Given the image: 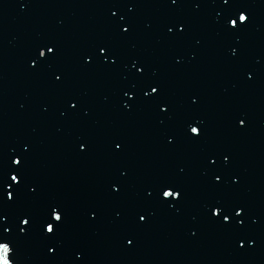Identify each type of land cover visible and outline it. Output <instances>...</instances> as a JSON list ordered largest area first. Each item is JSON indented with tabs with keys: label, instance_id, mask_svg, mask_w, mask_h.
Returning a JSON list of instances; mask_svg holds the SVG:
<instances>
[{
	"label": "water",
	"instance_id": "water-1",
	"mask_svg": "<svg viewBox=\"0 0 264 264\" xmlns=\"http://www.w3.org/2000/svg\"><path fill=\"white\" fill-rule=\"evenodd\" d=\"M240 2L250 5L253 16L235 60L229 46H237L236 38L216 23L224 13L221 4L206 0L196 12L193 6L146 0L132 12L118 11V16L134 18L128 38L114 32L108 9L55 41L60 52L51 69L30 71L28 61L35 50L0 64V148L10 154L21 151L25 141L31 143L28 174L40 186L38 198L26 197L21 207L39 218L48 202L59 200L68 211L56 255L46 251L52 242L37 225L20 249L18 264H74L77 250L84 256L78 264H264V0ZM175 19L190 26L180 42L165 36V25ZM101 41L115 43L125 62L131 57L148 61L147 77L161 81L173 102V121L162 128L151 108L132 113L122 109L118 90L127 68L113 73L82 66V53ZM177 53L183 57L180 65L173 62ZM57 68L65 73L60 88L51 83ZM247 68L257 71L255 81H245ZM68 95L83 97L91 117H60ZM193 95L200 102L189 111ZM240 112L248 115L246 128L237 127L235 115ZM192 117L205 121L207 131L200 141L186 134L184 121ZM168 133L176 137L174 145H166ZM115 136L127 145L121 156L111 151ZM80 137L90 141L86 153L77 151ZM222 151L232 161L225 186L216 190L206 177L204 157ZM182 167L187 196L181 208L169 211L153 204L150 222L137 225L134 211L144 203L145 189L160 179L176 178ZM119 169L128 171V181L126 191L116 197L109 184ZM233 174L239 184H232ZM220 198L246 202L260 218L250 233L254 247L238 249L235 233L206 220L203 205ZM90 207L100 209L94 222ZM117 209L125 212L119 221L114 219ZM130 234L136 235L134 246L124 240Z\"/></svg>",
	"mask_w": 264,
	"mask_h": 264
},
{
	"label": "snow or ice",
	"instance_id": "snow-or-ice-1",
	"mask_svg": "<svg viewBox=\"0 0 264 264\" xmlns=\"http://www.w3.org/2000/svg\"><path fill=\"white\" fill-rule=\"evenodd\" d=\"M146 0H107L109 7V21L114 32L122 38H128L134 30V18L127 15H119L121 8H126L128 12L134 11L142 6ZM159 2L170 7L193 6L198 12L205 6L206 0H159ZM219 3L224 9L223 16L216 21L219 29L227 36H234L237 46H229V52L233 60L240 55L238 47L240 38L252 23V12L250 5L240 2V0H212ZM21 7H27L23 3ZM116 9V11H112ZM219 15V14H218ZM127 25V26H125ZM190 31L189 22L184 19H175L165 25V36L177 42L187 38ZM199 44L200 41L198 40ZM60 52L55 41H47L38 44L34 55L29 57V69L34 73H42L51 69ZM195 59V55H193ZM82 66L87 69L102 68L113 73L118 72L121 67L127 68L128 74L125 76L123 86L119 88V104L128 113L151 108L155 111L158 123L163 128L167 126L175 117L173 102L165 95L161 81L149 79V63L140 57H131L125 62L122 59L120 49L112 41H101L92 48H89L81 55ZM176 65L183 63V57L179 53L173 56ZM131 67H128V65ZM246 82H253L257 78V71L247 68L243 71ZM65 73L57 68L51 72V83L60 88L64 84ZM126 98V99H125ZM188 103L189 111H194L195 106L200 102L199 96H190ZM65 107L59 110L60 117L65 120L84 121L91 117L92 110L86 106V101L81 96L68 95L63 101ZM47 112L48 109L44 108ZM237 127L246 128L248 126V115L240 112L235 115ZM184 127L189 140L200 141L206 135L205 121L196 117L184 121ZM166 145H174L176 137L170 133L165 134ZM21 151L13 149L12 153H5L0 148V264H18V256L25 240L31 235L33 230L39 226L45 239L51 241L46 251L55 256L59 248L56 242L59 240L64 226L68 219V211L65 204L59 200L48 202L42 214L37 218L31 211L24 210L21 202L26 197L38 198L40 186L36 184L28 174L29 157L32 150L31 143L25 141L21 146ZM111 151L116 156H121L126 152L127 145L123 138L115 136L110 141ZM90 149V141L84 137L77 140V151L86 153ZM232 157L227 151L219 154L211 152L204 157L205 167L208 169L206 177L213 189L220 190L225 186V176L230 174ZM116 176L109 184V189L116 197H121L126 191L128 181V171L118 170ZM185 168H180L176 178H165L155 182L150 188H146L144 203L138 206L135 211V223L147 225L154 212L152 205L157 204L160 208L169 211H178L187 192L182 183V174ZM232 184H239V178L234 174L231 177ZM171 198V199H169ZM89 219L96 221L100 216L98 207H90L88 210ZM204 217L208 222L216 224L221 229L236 234L237 247L240 250L252 248L256 244V239L250 234L253 226L260 222V218L253 214L252 209L246 202L232 201L226 198L214 199L203 205ZM125 215L122 209L115 210L114 219L119 221ZM195 237L197 231H191ZM136 235L130 234L124 237L127 246H134ZM74 264L83 261V253L77 250L74 253Z\"/></svg>",
	"mask_w": 264,
	"mask_h": 264
}]
</instances>
